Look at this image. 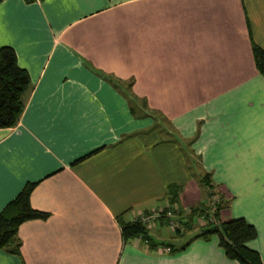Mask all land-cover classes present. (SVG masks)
<instances>
[{"label": "crops", "instance_id": "crops-1", "mask_svg": "<svg viewBox=\"0 0 264 264\" xmlns=\"http://www.w3.org/2000/svg\"><path fill=\"white\" fill-rule=\"evenodd\" d=\"M253 43L264 49V0H2L0 47L33 87L17 125L0 128V211L33 182L30 204L48 216L21 223L19 254L0 249V264H238L215 235L175 242L164 217L147 227L154 247L122 236L169 207L172 185L182 213L206 204L204 174L227 201L220 218L254 225L264 261Z\"/></svg>", "mask_w": 264, "mask_h": 264}, {"label": "trees", "instance_id": "trees-1", "mask_svg": "<svg viewBox=\"0 0 264 264\" xmlns=\"http://www.w3.org/2000/svg\"><path fill=\"white\" fill-rule=\"evenodd\" d=\"M252 54L258 72L264 77V49L253 43ZM32 87L29 74L19 66L14 49L10 46H1L0 128H11L17 125ZM131 111L135 113L134 107H131ZM199 183L201 187L205 188L210 200L216 196L218 199L212 204L209 202L190 207L186 214L190 221H187L183 231L191 230L195 225L194 220L201 217L203 221L197 224L198 229L193 238L208 239L215 235L218 238L219 246L228 259L235 260L238 264H264L259 253L248 245L257 236L254 225L243 217L222 220L219 212L226 206L227 201L215 189L209 174L202 175ZM34 184L27 182L0 211V249L19 254L17 237L19 225L27 220L45 219L48 216V213L37 210L30 204L29 197ZM181 187V185L170 186L169 208L177 203ZM121 231L124 239L140 237L149 245L155 246L149 238L147 226L137 219L122 223ZM175 231L177 234H181L180 230ZM169 248L171 253L181 249L173 245H170Z\"/></svg>", "mask_w": 264, "mask_h": 264}, {"label": "built area", "instance_id": "built-area-1", "mask_svg": "<svg viewBox=\"0 0 264 264\" xmlns=\"http://www.w3.org/2000/svg\"><path fill=\"white\" fill-rule=\"evenodd\" d=\"M189 210H187L185 212V215H182L181 212L178 214V206L177 204L171 206L170 208H164V209H157V210H153L151 212L145 213V214H141L140 216H138L136 219L138 221H140L142 224L146 225L148 227V225L152 224L153 222H155L156 220H158L161 217L166 218L168 221V225L170 227H172V229L175 230H184L185 224L187 223V212ZM198 222H202L203 219L200 217L197 219ZM165 251L169 252L170 248L166 247L164 249Z\"/></svg>", "mask_w": 264, "mask_h": 264}, {"label": "rangeland", "instance_id": "rangeland-1", "mask_svg": "<svg viewBox=\"0 0 264 264\" xmlns=\"http://www.w3.org/2000/svg\"><path fill=\"white\" fill-rule=\"evenodd\" d=\"M123 89L124 90H126V91H128V89H130V86H128V88L126 87V85H124V87H123ZM131 105L134 107V109L136 110V113H139V115H143V114H145L146 115V111L144 112L143 111V109H142V103H132L131 102ZM153 113V112H152ZM155 114V113H154ZM157 116H159L158 114H157ZM159 122H157L156 123V125L158 126V127H160L161 129H162V132H165V130H166V133H167V131H168V126H169V123H168V121H167V119H165L164 117H160L159 116ZM196 167V166H195ZM206 197H208L207 199H208V201H207V203H209V202H211V204L213 203V201H216L217 199H218V197L216 196V197H213V198H211V200H210V198H209V196H208V194H207V196ZM206 203V204H207ZM181 212V209H180V206L178 205V216H179V213ZM182 215H185V212H183V213H181ZM187 221L189 222L190 220H189V218H187ZM186 221V222H187ZM200 222H198L197 221V219H195L194 220V226H193V228L191 229V230H188V231H180V233H182V235H180V236H177V235H175V234H173V236L175 237V239H178V241H175V242H181V243H183L184 241H187V239H189L193 234H194V232H196L197 231V229H198V225L197 224H199ZM168 230L171 232V231H173V229H172V227H170V226H168ZM185 232V233H184ZM184 233V234H183ZM175 244H177V243H175Z\"/></svg>", "mask_w": 264, "mask_h": 264}]
</instances>
